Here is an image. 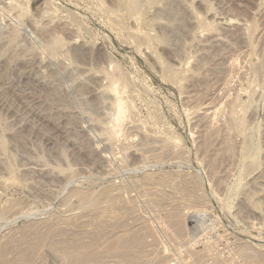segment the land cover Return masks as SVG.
Here are the masks:
<instances>
[{"label": "rangeland", "instance_id": "1", "mask_svg": "<svg viewBox=\"0 0 264 264\" xmlns=\"http://www.w3.org/2000/svg\"><path fill=\"white\" fill-rule=\"evenodd\" d=\"M79 242L264 264V0H0V264Z\"/></svg>", "mask_w": 264, "mask_h": 264}, {"label": "bare ground", "instance_id": "2", "mask_svg": "<svg viewBox=\"0 0 264 264\" xmlns=\"http://www.w3.org/2000/svg\"><path fill=\"white\" fill-rule=\"evenodd\" d=\"M143 151V150H142ZM144 152H146V151H144ZM149 173V172H148ZM150 179H152V178H150ZM152 181V180H151ZM119 190H122V189H119ZM106 191V190H105ZM78 192V191H77ZM122 192H123V190H122ZM97 194V193H96ZM76 195H78V194H76ZM97 196H98V194H97ZM111 196V195H110ZM80 197H81V199L83 200V201H86L87 203H88V200H90L91 199V197H88V196H86V195H80ZM96 197V196H95ZM102 197H103V195H102ZM102 197H100L101 199H102ZM93 198V197H92ZM106 198V197H105ZM109 198V197H108ZM195 200H194V203L195 204H197V203H199L200 201H202L203 200V197H201V196H195V198H194ZM205 199V198H204ZM82 201V202H83ZM97 201H99V200H97ZM108 201V200H107ZM105 202V201H104ZM132 202V201H131ZM95 203H96V201H95ZM103 203V202H102ZM106 203V202H105ZM202 203V202H201ZM79 204H81V202L79 203ZM89 204V203H88ZM87 204V205H88ZM90 204H92V206H95V204H93V202L91 203L90 202ZM98 204V203H97ZM86 205V206H87ZM102 205V204H101ZM107 205V204H106ZM90 206V205H89ZM91 206V207H92ZM98 206V205H97ZM85 207V206H84ZM101 207V206H100ZM105 207H108V206H105ZM83 208V207H82ZM88 208H90V207H88ZM103 208V207H102ZM83 209H87V208H83ZM93 209H94V207H93ZM82 210V209H81ZM98 210V209H97ZM181 210V209H180ZM80 211V210H79ZM198 214H201V216H204L205 215V210H197L196 211ZM90 213V212H89ZM101 213V212H100ZM204 214V215H203ZM207 214V213H206ZM7 215H10V214H7ZM6 215V216H7ZM95 215H96V213H95ZM99 215V214H98ZM102 215V214H101ZM177 216V215H176ZM196 216V215H195ZM198 216V215H197ZM200 216V215H199ZM200 216V217H201ZM4 217H5V215H4ZM73 217V216H72ZM71 217V218H72ZM126 217V216H125ZM199 217V218H200ZM61 218V217H60ZM66 218V217H65ZM120 218V217H119ZM134 218V217H133ZM197 218V217H196ZM198 218V219H199ZM68 219V218H67ZM66 219V220H67ZM76 219V218H75ZM128 219V218H127ZM131 219V218H130ZM73 220V219H72ZM139 220V219H138ZM173 220V219H172ZM64 221V220H63ZM126 221H128V220H126ZM77 222V221H76ZM89 222V221H88ZM133 222V221H132ZM64 223V222H63ZM75 223V222H74ZM90 223V222H89ZM136 223V222H135ZM125 224V223H124ZM173 224V223H172ZM83 225V224H82ZM114 225V224H113ZM131 225V224H130ZM174 226H173V228L175 227V229H176V232H177V234L179 235V234H182L183 233V231H185V229L183 228V224H182V222H181V220H177L176 222H174V224H173ZM85 226V225H84ZM108 226V225H107ZM147 227V226H146ZM152 227V226H151ZM171 227V226H170ZM115 228H117V227H115ZM153 230L154 229H152V232H153ZM103 231V230H102ZM143 231H144V229H143ZM141 232V231H140ZM149 232V231H148ZM151 232V231H150ZM93 233V232H92ZM146 233V232H145ZM186 233V232H185ZM122 234V233H121ZM124 234H126V232L124 233ZM127 234H129V233H127ZM127 234H126V237H127ZM142 235H143V233H141ZM140 234V236H142ZM154 234H155V232H154ZM91 235V234H90ZM103 235V234H102ZM107 236V235H106ZM121 236H123V235H121ZM121 236H119L118 235V237H117V239H116V243H115V247L117 246V245H122V244H124L125 243V238L123 239ZM144 236V235H143ZM177 236V235H176ZM104 237H105V235H104ZM125 237V236H124ZM132 237H134V236H132ZM154 237V236H153ZM152 237V238H153ZM179 237V236H178ZM139 238V237H138ZM149 238V237H148ZM155 238H157V236L155 237ZM155 238H153L154 240H155ZM111 239H113V237L111 238ZM129 239V238H128ZM130 239H131V237H130ZM135 239H137V237H135ZM134 238L133 239H131V240H128L127 241V243H128V245H134L135 243H136V240H135ZM114 240V239H113ZM140 240H142L141 238L139 239V241ZM110 240H108L107 242H109ZM142 241H144V239L142 240ZM147 241V240H146ZM156 241H157V239H156ZM160 241V240H159ZM105 242V241H104ZM137 242H138V240H137ZM148 242H151V241H148ZM112 243V241H110V244ZM141 243H143V242H140V246H141ZM161 243V242H160ZM109 244V245H110ZM144 244H145V242H144ZM143 244V245H144ZM149 245H152V244H150V243H148ZM102 244H100V246H101ZM142 245V246H143ZM156 245H157V243H156ZM156 245H153V246H156ZM96 246V245H95ZM99 246V247H100ZM105 244H103V247L105 248ZM111 246V245H110ZM113 247H114V245H112ZM135 246V245H134ZM137 246V245H136ZM142 246H141V248H142ZM145 246L147 247L148 245H146L145 244ZM92 247V246H91ZM98 247V246H97ZM102 247V246H101ZM139 247V246H138ZM138 247H137V249H138ZM150 247V246H149ZM148 247V248H149ZM87 248H88V246H87V244L85 245V244H83V243H77L75 246L73 245V248H68V247H64V246H58V247H56L55 249H54V252L59 256V257H61V258H63L64 260H65V264H94V263H96V262H98L101 258H102V255H103V253H102V255H101V253H99V252H89L88 250H87ZM147 248V249H148ZM151 248V247H150ZM150 248L148 249L149 251H150ZM89 249V248H88ZM97 249H100L101 250V248H96V250L95 249H93V250H95V251H97ZM103 249V248H102ZM109 249H110V247H109ZM112 249V248H111ZM115 249V248H114ZM113 249V250H114ZM125 249V248H124ZM144 249H145V247H144ZM155 249H157V247L155 248ZM117 250V249H116ZM123 250V249H122ZM130 250H132V249H130ZM133 250H135V255H138V252L136 251V248L135 249H133ZM139 250V249H138ZM143 250V248L141 249V251ZM92 251V250H91ZM119 251H121V250H119ZM152 251V250H151ZM1 252H2V249H0V255H1ZM106 252H108L107 250H106ZM122 252V251H121ZM123 252H124V250H123ZM130 252V251H129ZM33 253V252H32ZM147 253V252H146ZM133 256H134V254L133 253H131ZM157 254V253H156ZM159 254V253H158ZM125 255V254H124ZM131 255V256H132ZM147 255V254H146ZM149 255H151V254H149ZM126 256V255H125ZM130 256V255H129ZM127 257V256H126ZM154 257V256H153ZM128 258V257H127ZM139 258V257H138ZM23 259V258H22ZM149 261V260H148ZM146 264V263H145Z\"/></svg>", "mask_w": 264, "mask_h": 264}]
</instances>
